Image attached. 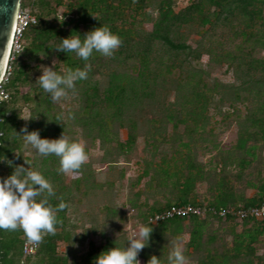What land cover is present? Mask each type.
Returning <instances> with one entry per match:
<instances>
[{
  "label": "rangeland",
  "instance_id": "rangeland-1",
  "mask_svg": "<svg viewBox=\"0 0 264 264\" xmlns=\"http://www.w3.org/2000/svg\"><path fill=\"white\" fill-rule=\"evenodd\" d=\"M161 1L147 0L145 8L136 13L130 8L120 27L147 34L160 16ZM200 1L202 9L191 12L188 17L193 18L178 23L171 33L176 43L187 47L173 49L155 41L144 72L134 58H108L105 63L99 58L90 62L88 78L77 83L67 96L53 101L52 107L40 97L31 104L19 102L22 116L30 118L21 116L26 124L30 120L28 131L39 130L42 137L61 136L65 131L70 139L86 144L89 159L76 174H65L57 171L58 156L40 155L32 145H25L21 136L22 160L31 162L25 167L41 171L69 200L67 218L73 228L67 225V229H72V238L59 242L58 248L70 258L86 252L91 242L101 245L107 238L115 239L119 247L130 244L129 235H138L144 222L140 214L174 200L172 182L176 177L172 175L167 186L157 181L163 176V168L173 173L190 160L202 167L203 177L195 191L196 199L202 202L212 198L222 175L231 179L237 196L247 197L255 192L248 183H257L264 176V140L257 136L259 128L251 124V118L263 115L264 73L260 68H249L254 60H264V18L251 21L242 9H221L209 0H173L172 7L181 13ZM254 8L264 16V3ZM67 12L66 6L59 8L60 16ZM205 17L209 19L206 23L202 21ZM45 61L32 71L33 87L42 74V65L58 64L55 54ZM92 86L100 92L96 106L86 113L84 92ZM110 87L115 92L123 88L122 98L116 103H100L99 98L103 99ZM61 112L67 119L60 122L63 131L56 132L54 116ZM69 113L75 117H68ZM131 132L135 143L122 147L120 143ZM242 135H251L248 145H255L257 157L239 179L238 162L245 152L238 151L236 144ZM6 173L4 168L2 174ZM209 219L203 238L215 235L216 241L208 248L224 253L233 245L232 227L240 232L243 224ZM193 226L186 221L180 231L171 229L156 242L150 241L138 255L141 264H147L153 254L168 264L171 242L178 235L184 237L185 264H199L208 251L196 253L189 246ZM256 247L259 255L264 254V236Z\"/></svg>",
  "mask_w": 264,
  "mask_h": 264
},
{
  "label": "trees",
  "instance_id": "trees-1",
  "mask_svg": "<svg viewBox=\"0 0 264 264\" xmlns=\"http://www.w3.org/2000/svg\"><path fill=\"white\" fill-rule=\"evenodd\" d=\"M209 1L221 9L231 6L240 8L245 15L249 16L251 21L259 16L261 19L264 18L254 8L257 7L258 3H264V0ZM146 2L147 0H35L33 3H30L29 0H24L25 5L30 6L33 13L37 16L38 23L30 25L25 32V49L14 65L13 75L7 85L11 97L8 101L0 103V115L2 118L0 130L3 132L2 145L0 147V177L7 178L15 171L17 166L21 164L25 166L27 163L22 160V153H20L21 136L17 135V133L21 134L23 125L30 124V120L26 124V121L24 122L22 119V108L19 107V102L24 101L27 104H31L40 97L49 107H52L53 104L50 95L41 88L39 83L33 87L35 80L32 71L34 68L40 63L46 62L45 59L54 54L58 59V64H56L58 71L66 70L68 67H84L86 63L75 52L69 54L67 51L56 49L61 43V39L73 34L81 35V38H83L82 35L86 34L89 30L102 26L103 23L107 24L113 32L120 35L123 42L112 56H105L99 52H94L92 57H90V62L99 58L102 59L103 63L108 58L117 61H127L130 58H134L137 59L139 68H143L142 72L148 69L149 53L155 41H162L173 49L187 47L184 44L176 43L172 39L171 33L178 23L186 22L188 18L192 19L193 16L188 17V15L194 10H201L203 2L200 1L188 6L181 13H175L172 7L173 0H162L159 5L160 16L153 24L152 30L147 34H140L133 28L126 29L120 27V22L122 23L126 19V12L130 8H133L135 13L139 12L145 8ZM63 6L67 7L68 12L60 16L59 8ZM202 21L206 23L209 19L205 17ZM42 55L46 57L42 59ZM255 62L258 65H255ZM252 66L260 68L264 73L263 59L259 61L254 60V62L250 63L249 68L251 69ZM141 75L143 76V73ZM82 80L77 81V83L82 82ZM123 90L122 88L120 92H115V89L111 87L105 89L104 97L103 99L99 98V102L114 101L116 103L122 98ZM99 92L97 86H92L91 89H86L84 92V111L86 113H90L96 106V98L99 96ZM261 111L262 117L251 118V124L259 128L257 136H259L260 140H264V107H261ZM56 116H54V119ZM55 123L56 132L63 131L60 122L55 121ZM59 137L60 135L55 134L47 138ZM254 139L257 140V138ZM251 140V135L247 137L242 135L236 144L238 151L245 152V155L238 162L237 178L239 179L257 157L255 145H248ZM134 143L135 135L131 132L128 139L121 142L120 145L122 147H131ZM26 160L30 161L29 159ZM9 161H12V163H9ZM4 168H7L6 175L2 174ZM161 171L163 172V176L161 179L157 177V181L162 186L169 184L168 180L172 175L176 177L175 181L172 182V186L175 188V191H173L174 200H167L162 206H152L149 210L141 213L140 216L143 218V224H149L147 219L155 212L174 206H185L188 204L203 206L206 203L217 209L227 207L236 209L264 205V176L257 183H248V186L254 188L255 192L252 196L247 197L237 196L231 179L227 175H222L214 185L212 198L208 202H202L196 199L195 191L196 183L202 179L204 170L197 163L190 160L185 166L177 168L173 173L167 168H163ZM144 174L148 175V171H145ZM163 178L164 180H162ZM152 179H156V177H152ZM41 198L42 196L37 197L38 200ZM48 199L52 205H59L61 199L67 202V207L58 211V218L62 222L57 224L56 233L46 234L43 240L39 242L38 251L33 255H25L23 243L27 237L23 229L11 230L0 228L1 264H94V258L101 254L102 251L117 246L115 239L107 238L101 245H95L91 242L86 252L79 256L74 255L73 258H70L68 254L61 253L58 248L59 242H69L72 238V229H67V225L73 228L71 224H68L70 219L67 218L69 200L65 199L57 190H55V195L50 196ZM212 217L234 223L241 221L243 224V229L240 232L236 230L235 225L232 227L233 245L224 253L211 252L210 248H208L211 243L216 241L215 235L210 236L207 240L203 238L204 228L209 223V218ZM186 221H191L194 224L190 233L189 246L196 253L204 250L208 251L199 264H264V254L259 255L256 247L261 236H264V218L256 219L250 217L239 220L234 216L222 218L212 214H207L204 217L198 215L176 216L161 221L158 224H152L153 232L151 233L150 241L156 242L168 230L180 231L182 224Z\"/></svg>",
  "mask_w": 264,
  "mask_h": 264
},
{
  "label": "clouds",
  "instance_id": "clouds-1",
  "mask_svg": "<svg viewBox=\"0 0 264 264\" xmlns=\"http://www.w3.org/2000/svg\"><path fill=\"white\" fill-rule=\"evenodd\" d=\"M71 35L61 39L56 47L69 54L75 52L86 63L84 67H68L58 71L56 67L42 65V74L37 82L50 95L53 101H58L74 90L77 81L88 78V69L91 68L90 57L94 52L105 56H112L122 44V38L112 31L109 25L95 27L86 34ZM56 65V61H53ZM23 117V116H22ZM68 117H75L69 113ZM25 119H30L23 117ZM66 115L58 113L54 119L64 123ZM25 145H32L40 155L55 154L60 158L58 172L76 174L82 165L89 159L86 144L83 140L70 139L65 131L59 138L42 137L39 130L28 131L23 128ZM31 165V162L27 160ZM12 163V161H9ZM46 193V195H44ZM55 195L52 182L39 170L32 166H17L7 178L0 177V228L15 230L22 228L28 241L39 244L46 234H55L57 224L62 221L58 218V211L67 207V202L61 199L59 205L49 203V197ZM42 196L41 199L37 197ZM153 225L142 224L138 228V235H129L126 247H112L104 250L94 258V264H141L138 259L140 251L149 244ZM184 237L178 235L168 254V264H185L187 257L184 252ZM147 264H163L161 257L153 254Z\"/></svg>",
  "mask_w": 264,
  "mask_h": 264
},
{
  "label": "built area",
  "instance_id": "built-area-1",
  "mask_svg": "<svg viewBox=\"0 0 264 264\" xmlns=\"http://www.w3.org/2000/svg\"><path fill=\"white\" fill-rule=\"evenodd\" d=\"M23 1V0H22ZM35 0H29L30 3H33ZM38 23L37 16L33 13L30 6H20L17 22L15 25L13 39L11 43L8 65L6 72L4 74L3 80L0 83V103L6 102L10 99L11 93L7 89V85L11 80L14 71V65L16 64L20 55H22L25 49V40L24 35L26 30L30 25ZM2 120L0 115V121ZM2 137L3 132L0 130V147L2 145ZM207 214L216 215L222 218H227L229 216H234L239 220H243L246 218H256L262 219L264 218V205L263 206H254L248 208H220L217 209L213 206L207 205L206 203L198 206L194 205H182V206H174L169 209H165L159 212H155L152 216L147 219L148 223L158 224L161 221L174 218L176 216H191L198 215L201 217L206 216ZM135 232V231H133ZM39 244H35L27 240L23 243V252L25 255H33L39 249ZM0 264H1V256H0Z\"/></svg>",
  "mask_w": 264,
  "mask_h": 264
},
{
  "label": "water",
  "instance_id": "water-1",
  "mask_svg": "<svg viewBox=\"0 0 264 264\" xmlns=\"http://www.w3.org/2000/svg\"><path fill=\"white\" fill-rule=\"evenodd\" d=\"M22 0H0V83L7 69L13 33Z\"/></svg>",
  "mask_w": 264,
  "mask_h": 264
}]
</instances>
